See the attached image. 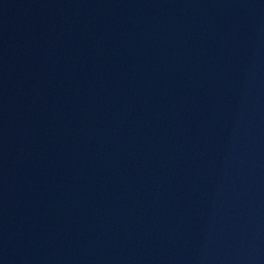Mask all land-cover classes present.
<instances>
[{"label":"water","instance_id":"water-1","mask_svg":"<svg viewBox=\"0 0 264 264\" xmlns=\"http://www.w3.org/2000/svg\"><path fill=\"white\" fill-rule=\"evenodd\" d=\"M0 264H264V0H0Z\"/></svg>","mask_w":264,"mask_h":264}]
</instances>
